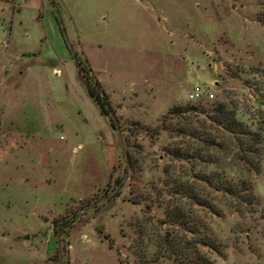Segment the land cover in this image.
<instances>
[{
    "label": "rangeland",
    "instance_id": "374dc122",
    "mask_svg": "<svg viewBox=\"0 0 264 264\" xmlns=\"http://www.w3.org/2000/svg\"><path fill=\"white\" fill-rule=\"evenodd\" d=\"M263 11L264 0H0V264H180L163 241L191 240L193 222L222 244L201 246L214 264H264ZM74 55L108 95L125 152ZM197 85L214 97L191 100ZM215 100L236 102L263 138L248 175L258 207L239 211L197 181L219 163L168 153L203 142L148 131L174 106ZM192 121L217 140L203 154L225 157L222 129ZM181 177L216 209L175 193ZM172 207L191 227L166 222Z\"/></svg>",
    "mask_w": 264,
    "mask_h": 264
},
{
    "label": "trees",
    "instance_id": "16d2710c",
    "mask_svg": "<svg viewBox=\"0 0 264 264\" xmlns=\"http://www.w3.org/2000/svg\"><path fill=\"white\" fill-rule=\"evenodd\" d=\"M6 1L11 3L16 0ZM260 18L264 23V11L260 15ZM73 57L76 59L80 71L85 73V84L89 96L97 104L101 113L109 116L113 108L101 83L80 56L74 55ZM255 73L262 74V71L257 69ZM231 76L236 77L237 74L234 75L233 72ZM199 103H202V100L199 101ZM238 109L239 106L234 101L223 102L217 100L211 102L207 101L200 106L191 104L186 106H174L169 111V114L164 117L167 125L163 123L162 126L153 129L148 127V131H153L152 133L156 131V133L160 134L161 130L169 129L171 132H177L179 135L189 136L203 142L198 148H195L190 143L183 142L182 146L169 147L168 153L181 160L191 159L192 155L196 153V158L202 161L215 164L219 163V169L202 171L199 176H197V181L210 185L215 188L216 191L220 192L222 197L235 201V205L234 202H231V207L240 208L239 211H241L243 207H258L260 205L258 196L254 191V184L248 175L252 172L257 173L261 171L260 147L263 138L258 131L253 130L248 123L239 117ZM197 114L205 115L212 123L218 125L222 129L224 133L222 136L223 141L219 140L218 145L224 150L225 157L219 156V154L217 155L216 153L203 154L204 148L202 147L206 144H215L217 140H215V138H208L207 132L204 131L202 126L193 125L192 117ZM171 118H178L180 121L176 125L172 122L168 124L167 121H171ZM112 124L114 125L113 122ZM230 155L233 156V161L228 160ZM131 166L132 165H130L129 168H131ZM122 181V179H119L118 184H121ZM173 183L175 193L184 194L189 197L194 206L199 205L216 209V204L211 197L204 193H200L195 186L191 187L184 178H176L173 180ZM168 216H170V218H168L166 222L180 223L181 219L186 218L185 224L191 227L189 226L190 221L187 220V214L183 212L182 209L175 210L172 207L169 209ZM192 233L195 235L194 238L186 240L184 243L175 240V242L170 245V243H166L168 238H164L163 243L167 245V250L170 251V255L175 254L181 256L182 262L180 264H214L210 256H207L201 250V246H206L211 250L221 252L222 244L209 236L198 237L200 230L198 224L195 222L192 223ZM60 264L63 263L61 262Z\"/></svg>",
    "mask_w": 264,
    "mask_h": 264
},
{
    "label": "water",
    "instance_id": "95a60500",
    "mask_svg": "<svg viewBox=\"0 0 264 264\" xmlns=\"http://www.w3.org/2000/svg\"><path fill=\"white\" fill-rule=\"evenodd\" d=\"M53 2H54V1H53ZM55 8H56V13H57V16H58V18H59V21H60L61 24H63V23H62V20H61V14H60V11H59L58 6L55 5ZM63 28H64V27H63ZM110 115H111L112 122L114 123V126H115V127L117 128V130H118V138H119V142H120V144H121V148H122V150H124V152H125V148H124V144H123V140H122L121 125H120V123H119V120L117 119L116 114H115L114 111H111V112H110Z\"/></svg>",
    "mask_w": 264,
    "mask_h": 264
},
{
    "label": "built area",
    "instance_id": "2783aa9c",
    "mask_svg": "<svg viewBox=\"0 0 264 264\" xmlns=\"http://www.w3.org/2000/svg\"><path fill=\"white\" fill-rule=\"evenodd\" d=\"M1 25V23H0ZM205 95H208L209 97L213 98L214 94L211 92H208V94L204 93V89L201 86H195L194 90H192L189 94V97L191 100L201 101L204 99Z\"/></svg>",
    "mask_w": 264,
    "mask_h": 264
}]
</instances>
